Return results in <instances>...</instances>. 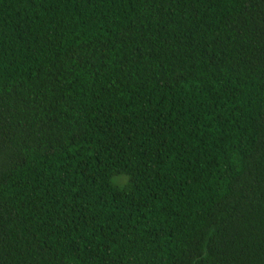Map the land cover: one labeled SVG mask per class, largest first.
Wrapping results in <instances>:
<instances>
[{"label": "trees", "instance_id": "obj_1", "mask_svg": "<svg viewBox=\"0 0 264 264\" xmlns=\"http://www.w3.org/2000/svg\"><path fill=\"white\" fill-rule=\"evenodd\" d=\"M0 264H264V0H0Z\"/></svg>", "mask_w": 264, "mask_h": 264}]
</instances>
